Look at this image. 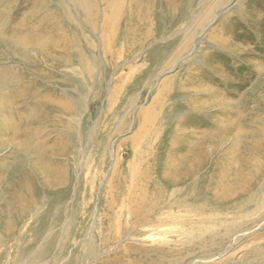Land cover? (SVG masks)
<instances>
[{
	"label": "rangeland",
	"instance_id": "374dc122",
	"mask_svg": "<svg viewBox=\"0 0 264 264\" xmlns=\"http://www.w3.org/2000/svg\"><path fill=\"white\" fill-rule=\"evenodd\" d=\"M66 1L0 0V264H264V0ZM18 74L72 111L20 130ZM242 184L257 204L238 218L233 201L194 204Z\"/></svg>",
	"mask_w": 264,
	"mask_h": 264
},
{
	"label": "bare ground",
	"instance_id": "6f19581e",
	"mask_svg": "<svg viewBox=\"0 0 264 264\" xmlns=\"http://www.w3.org/2000/svg\"><path fill=\"white\" fill-rule=\"evenodd\" d=\"M86 1L87 3V8L92 10L93 7L92 5H90L88 3L87 0H75V2L79 5H83V3ZM131 1V0H120L117 4V7L119 9L121 8H124L126 7V5L128 4V2ZM60 2V7L62 9L63 12H70V3L66 0H59ZM132 2H134L132 0ZM92 3V1H91ZM135 3V2H134ZM30 4H28L29 6ZM141 5V4H140ZM43 7H46L47 8V5L46 4H43ZM127 8V7H126ZM0 10H1V7H0ZM9 10V9H8ZM12 11V10H11ZM130 11V10H129ZM9 13V12H8ZM120 13V11L118 9L114 10V15H115V18L117 19V15ZM126 13V12H125ZM129 13V18H130V12ZM10 14H12V12H10ZM9 14H7L6 16L8 17ZM119 16V15H118ZM2 17H5V15ZM0 40L4 39L6 40V42H9L10 39H12V37L9 39L7 37H4L6 35H3V31H5L4 29L6 28V25L5 23L7 22L6 18L1 20L0 19ZM4 21V22H3ZM116 21V20H115ZM133 21V20H132ZM112 25L111 27H114L116 24L114 22H111ZM138 24L135 22V25ZM222 30L226 33V28ZM7 33V31H5ZM32 30H29L27 31V35L26 36H21L19 35L17 38L15 39H19L20 41L23 42L24 45H21V46H24L22 49H20L18 51V54L25 60V61H29L30 62V58H29V45L32 43V38L30 36V34H32ZM8 34V33H7ZM38 37H43L41 35H39ZM9 39V40H8ZM11 41V40H10ZM20 44V43H19ZM28 46V47H27ZM31 48V47H30ZM36 48V47H35ZM246 50V49H245ZM207 54V53H206ZM243 55V54H242ZM248 55V54H247ZM208 68V67H207ZM209 70V69H208ZM207 71V69H206ZM254 71V70H253ZM41 72V71H40ZM22 74V73H21ZM44 73H42V76H43ZM12 80L11 81H15L16 84L12 85V86H7V88L11 91V93L13 95L15 94H26V97L25 98H22V100H20V103L22 102V105L23 108L27 109L28 106H29V103L31 102V112L34 111V110H40V108H43L44 106H46V113L44 115H38V120L39 119H42V118H46L47 115L49 114V112L51 113L54 109V107L56 106H62L64 108V110H67V111H72V109H70V107L68 106V102L64 99V97H62V95L58 94V93H54L56 91H53L50 86L46 83H44L43 85H40L39 83L35 82V81H32L30 78L29 80L25 81L24 79L26 78L23 75H16V76H12ZM44 78V77H43ZM28 79V78H27ZM64 83V82H63ZM207 83V84H206ZM203 86H206V88H209V82H206ZM5 86V85H4ZM52 90V92H51ZM50 95H51V98H50ZM30 97L29 99V102L26 101V99ZM48 98H50L49 100H51L52 104L49 103L47 104L46 101H48ZM33 103V105H32ZM63 104H65V106H63ZM217 104V102H216ZM16 106V105H15ZM20 107V105H19ZM58 107V108H59ZM21 110V109H20ZM20 110H16L17 112L20 113ZM61 112V111H60ZM18 113V114H19ZM40 114V113H39ZM35 115L36 113L34 114V112L31 114V115H28L27 116V113H24L22 117H20V121H23L22 123H20V126H21V129L22 128H25L24 130H27V121H31L33 120L32 117L35 118ZM26 124H25V123ZM34 122V121H33ZM1 123V122H0ZM12 126V125H11ZM15 126V125H14ZM17 126V125H16ZM1 128V127H0ZM14 128V127H13ZM18 129V128H17ZM5 130H7L9 132H12L13 130L9 127V128H6ZM6 133V132H5ZM6 133V134H7ZM22 133V132H21ZM223 133V132H222ZM4 134V133H3ZM25 134V133H24ZM26 135V134H25ZM27 138V137H26ZM223 138L222 137H219L218 138V143L216 144V148H218L220 146V141L222 140ZM60 140H61V145L62 147L67 150V147L66 146L68 144V139H64V136H60ZM72 140H75V138H73ZM176 140V139H174ZM209 139L206 138V143L208 142ZM171 139H167L166 143H165V146L163 147V149L160 150V153H162L163 155L166 154V157H167V162L164 163V169L163 171L164 172H167V173H170V171L175 168L174 164L177 163L176 162V159L179 158L178 156L176 157L175 155L173 156L172 155V144H171ZM31 145V144H30ZM206 145V144H205ZM204 144H202L201 147L198 148L197 151L194 152V154L190 157H188L186 159V162H183L184 164L179 168V176L177 177L178 178V181L183 179V181L185 180L186 182L191 180L192 181V177L194 176V174H198L201 170H202V167H203V164L204 161L206 159H208V154L206 152V149H205V146ZM174 147V146H173ZM31 148V147H30ZM171 153V155H169ZM198 157V158H196ZM178 161V160H177ZM224 164L223 165H220V169L219 167L217 168L218 171L216 174V176L218 175V179L216 180H211L209 182H206L208 183L207 185L209 186L210 183H216L218 181H223V169H224ZM190 182V181H189ZM188 183V182H187ZM205 183V181H202V184ZM212 183V184H213ZM225 184V183H224ZM223 184V185H224ZM244 184H247L248 183H244ZM244 184L240 185V188H236V186L232 187V188H228L226 189L225 191H212L211 194L209 195V197L205 200L203 199H198L196 200L194 197L195 201L194 204L198 203V204H202L204 205L205 209L207 208H210L212 207V204L210 203L211 200H217L219 203H221L222 201H224L225 199L230 202V201H233V211L235 212H238L236 218H238L240 215H242V213L246 210V208H250L253 206H256V201L255 200H252L251 201H247L248 198H250L253 193H252V190L250 188H248L249 186H244ZM192 185V184H191ZM206 185V186H207ZM224 188V187H223ZM212 190V189H211ZM261 191V190H260ZM188 194H190L189 192H187ZM187 193L185 192V194L187 195ZM206 195V194H205ZM227 195V196H226ZM191 196V195H190ZM191 199V197H190ZM192 201V200H191ZM210 206V207H209ZM215 207V206H214ZM217 207V206H216ZM227 234V233H226ZM226 234H223L222 236H225ZM228 235V234H227ZM208 243V242H207Z\"/></svg>",
	"mask_w": 264,
	"mask_h": 264
}]
</instances>
